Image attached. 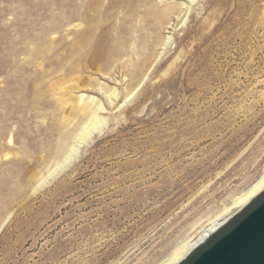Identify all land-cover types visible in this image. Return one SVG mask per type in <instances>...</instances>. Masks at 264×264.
<instances>
[{
  "label": "rangeland",
  "instance_id": "obj_1",
  "mask_svg": "<svg viewBox=\"0 0 264 264\" xmlns=\"http://www.w3.org/2000/svg\"><path fill=\"white\" fill-rule=\"evenodd\" d=\"M263 174L264 0H0V264H162Z\"/></svg>",
  "mask_w": 264,
  "mask_h": 264
},
{
  "label": "bare ground",
  "instance_id": "obj_2",
  "mask_svg": "<svg viewBox=\"0 0 264 264\" xmlns=\"http://www.w3.org/2000/svg\"><path fill=\"white\" fill-rule=\"evenodd\" d=\"M184 4L185 3H183V6ZM172 7L173 5H168L164 11H169L168 9H172ZM67 86L68 85L66 84L65 87ZM68 89L70 91H77L80 89L77 84V80H72ZM117 90L114 88L110 91V93L108 92L109 94L107 100L109 99L111 103H115V100L118 98ZM62 96L63 101L72 106V112L74 114L80 112L83 113L85 119L75 134V142L66 150L61 148L62 152L59 160L48 169L47 175L44 174L40 176L39 185L43 184L49 176L53 175L61 167H63V165L74 155V153L78 151V147L88 142L89 138L102 124H104V121L107 120L102 114L104 113V110H106V107L103 102L96 100L94 96H85L83 93L73 95L70 94L69 91H67V94H63ZM122 108L123 107L121 106L120 110ZM66 118L69 119V116L66 115ZM263 194L264 174L256 183L244 190L240 195L233 198L231 205L225 207L216 217L212 218L206 226L197 231L193 237H190L185 242L183 241L182 244H179V246L175 248L172 254L164 262H162V264H181L202 242L206 241L212 235L220 231L223 227L230 223L234 217L249 207Z\"/></svg>",
  "mask_w": 264,
  "mask_h": 264
},
{
  "label": "water",
  "instance_id": "obj_3",
  "mask_svg": "<svg viewBox=\"0 0 264 264\" xmlns=\"http://www.w3.org/2000/svg\"><path fill=\"white\" fill-rule=\"evenodd\" d=\"M181 264H264V194Z\"/></svg>",
  "mask_w": 264,
  "mask_h": 264
}]
</instances>
